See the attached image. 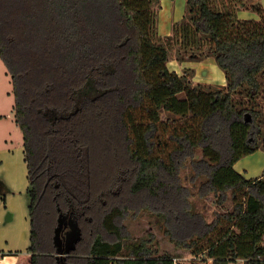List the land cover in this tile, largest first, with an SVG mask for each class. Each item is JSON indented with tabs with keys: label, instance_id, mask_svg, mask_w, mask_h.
Masks as SVG:
<instances>
[{
	"label": "trees",
	"instance_id": "16d2710c",
	"mask_svg": "<svg viewBox=\"0 0 264 264\" xmlns=\"http://www.w3.org/2000/svg\"><path fill=\"white\" fill-rule=\"evenodd\" d=\"M249 1L187 0L162 36L161 0H0V58L28 170L29 264H173L151 239L130 240L121 222L141 210L201 254L198 264H264V176L235 168L264 151V7ZM176 47L182 61L213 59L226 84L171 69ZM188 166L204 179L200 193L233 209L212 222L195 210L181 182Z\"/></svg>",
	"mask_w": 264,
	"mask_h": 264
},
{
	"label": "rangeland",
	"instance_id": "374dc122",
	"mask_svg": "<svg viewBox=\"0 0 264 264\" xmlns=\"http://www.w3.org/2000/svg\"><path fill=\"white\" fill-rule=\"evenodd\" d=\"M253 2H258V0H250L249 4ZM260 3L264 7V1L261 0ZM161 4L160 13L164 5L162 0ZM172 6L179 9L178 14L183 17L187 11V0H169L168 3H165V7H168L170 11ZM246 10L252 18L258 19L260 17L256 11ZM170 11H168L169 14H171ZM180 55L183 56V53L178 52V47L171 50V62L169 64L171 68L179 65L180 73H186L187 77L192 78L194 83H202L206 80L203 69L206 68L205 64L212 63L213 59H207L205 60L207 62H204L192 61L182 57L184 59L182 61ZM212 67L213 69H219L217 66ZM220 71L225 74L222 70ZM213 83L218 85L219 80ZM218 86H221V84ZM243 165L247 169L244 173L247 178L264 176V151L259 150L253 156L246 158ZM196 177L194 170L191 166H188L182 170L181 182L194 193L191 197L194 208L202 212L208 222H212L219 212L233 209L231 199L224 205H220L213 194L200 193L201 182L204 179ZM28 188L29 180L25 162L23 134L15 120L11 75L0 58V255L17 252L20 256V264H24L28 259L30 247ZM121 223L125 226L132 242L151 239L158 254L170 252L175 257L186 259L188 264H192L190 262V252L177 247L160 228L155 216L149 211L141 210L137 215L134 211H131ZM206 264H213L212 260H209ZM229 264H243V260L231 261Z\"/></svg>",
	"mask_w": 264,
	"mask_h": 264
},
{
	"label": "crops",
	"instance_id": "0c3cea01",
	"mask_svg": "<svg viewBox=\"0 0 264 264\" xmlns=\"http://www.w3.org/2000/svg\"><path fill=\"white\" fill-rule=\"evenodd\" d=\"M162 1H163L164 5H163L162 12L160 13V17H159V33L162 36H166V35H169L171 32V25H172L173 21H178V20L182 19L183 17H181V14H178L179 9H176L172 6V10L170 11L168 7H165V3H168L169 0H162ZM258 2H261V0H258ZM168 11H170L171 14H169ZM238 14L241 18H249V17L252 18V16L250 15L249 12H247L246 9L240 10ZM204 62H207V61H204ZM205 65H206V68L203 70L205 71V74H206V76H205L206 80H204L202 82V84H206V83L214 84L213 82L218 81V80H219V84H221V85L226 84L225 74H223L220 71L221 69L215 64L214 61H212V63L208 62V64H205ZM178 66L179 65H176L171 69H173V70L177 71L179 74H181ZM212 66H217L219 69L218 70L213 69ZM253 155L254 154L246 156V157L242 158L241 160H239L235 164L236 170L239 171L240 173H242L245 177H246V175L244 173H245V171H247V169L244 168L243 162L246 158H249ZM248 179H250V178H248ZM29 262H30V252L28 253V259L26 260V262H24V264H29ZM0 264H20V256L18 254L17 255H11V254H7V253H3L2 255H0Z\"/></svg>",
	"mask_w": 264,
	"mask_h": 264
},
{
	"label": "built area",
	"instance_id": "2783aa9c",
	"mask_svg": "<svg viewBox=\"0 0 264 264\" xmlns=\"http://www.w3.org/2000/svg\"><path fill=\"white\" fill-rule=\"evenodd\" d=\"M191 261L192 264H198L199 263V260L201 259V254L200 255H193L191 254ZM173 264H188V261L186 262V259H181V258H178V257H175L173 258Z\"/></svg>",
	"mask_w": 264,
	"mask_h": 264
},
{
	"label": "flooded vegetation",
	"instance_id": "af4514ba",
	"mask_svg": "<svg viewBox=\"0 0 264 264\" xmlns=\"http://www.w3.org/2000/svg\"><path fill=\"white\" fill-rule=\"evenodd\" d=\"M69 264H71V263H69Z\"/></svg>",
	"mask_w": 264,
	"mask_h": 264
}]
</instances>
